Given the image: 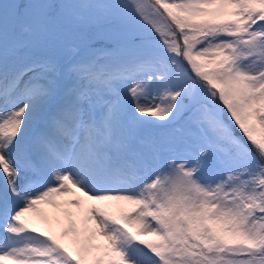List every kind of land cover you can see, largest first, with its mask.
Instances as JSON below:
<instances>
[{"label": "rangeland", "instance_id": "1", "mask_svg": "<svg viewBox=\"0 0 264 264\" xmlns=\"http://www.w3.org/2000/svg\"><path fill=\"white\" fill-rule=\"evenodd\" d=\"M90 1L68 0L67 10L78 19L83 14L77 11ZM129 1L115 0V7L123 10ZM211 1L225 6L236 24L230 67L222 78L252 115L264 144V17L257 12L264 0ZM16 2L0 0V46L8 40ZM60 41L53 53L0 60V102H23L28 92L37 97L28 105L6 104L11 112L6 136H0V264H164L156 252L171 240L162 172L170 159L221 230L252 246L263 244L264 170L254 151L240 148L233 133L218 128L217 108L196 103L183 126L172 125L174 132L127 147L133 131L129 103L149 123L172 121L189 106L177 96L189 93L191 76L156 75L173 67L177 55L138 45L111 64L103 47L86 58L77 53L88 43ZM211 42L226 47L223 37ZM80 138L79 149L72 143ZM80 165L89 170L82 184ZM87 187L108 190L116 201L101 200Z\"/></svg>", "mask_w": 264, "mask_h": 264}, {"label": "trees", "instance_id": "2", "mask_svg": "<svg viewBox=\"0 0 264 264\" xmlns=\"http://www.w3.org/2000/svg\"><path fill=\"white\" fill-rule=\"evenodd\" d=\"M67 1L17 0L11 11L8 40L0 46V60L12 57L20 61L53 53L58 40L64 45L86 42L83 51L103 47L110 63L125 58L138 45L149 48L151 44V51L168 48L177 55V61L166 73L156 75L191 76L194 84L189 93L177 96L189 106L172 121L149 123L137 117L129 103L131 144L142 138L152 142L154 134L160 136L166 130L174 132L172 125L183 126L191 107L203 102L206 107L217 108L218 128L233 133L240 148L254 151L264 170L263 134L222 78L230 67L231 37L236 33L235 20L225 6H213L211 0H130L127 8L119 10L115 0H93L77 11L83 15L74 19ZM257 12L264 17V7ZM127 14L130 17L126 18ZM22 25H29L26 33L20 31ZM222 37L226 47L211 42ZM17 46L25 49L15 51ZM180 171L172 161H167L162 171L168 189L164 215L169 219L166 225L171 240L156 254L164 264H250L247 262L253 259L264 260V241L252 246L243 236L221 230L214 214L203 206ZM194 203L201 208L195 209ZM259 206L264 208V202Z\"/></svg>", "mask_w": 264, "mask_h": 264}, {"label": "bare ground", "instance_id": "3", "mask_svg": "<svg viewBox=\"0 0 264 264\" xmlns=\"http://www.w3.org/2000/svg\"><path fill=\"white\" fill-rule=\"evenodd\" d=\"M27 91V90H26ZM36 91V90H35ZM39 94V93H38ZM37 95V94H36ZM1 96H3V95H1ZM29 99H31L32 100V102H34V103H36L37 102V97H33V96H31V95H29V92L27 93V99L25 100V101H23V102H19V101H11V103H9L10 101L9 100H5L4 101V99H3V101H1L0 103H2V102H4L3 104H0V136L2 135V134H4L5 135V132L7 131V126H8V113L9 112H11V110L9 109V107L7 106V105H13V104H15L16 106H21V104H26V105H28V102H30V100ZM1 100V99H0ZM9 101V102H8ZM7 104V105H6ZM16 106H15V108H16ZM37 108V107H36ZM13 112V111H12ZM21 114V113H20ZM32 116V115H31ZM15 118V117H14ZM28 118V117H27ZM6 136V135H5ZM76 139V138H75ZM5 140H7V139H5ZM75 141H77V142H73L72 143V145H74V146H80V144H81V142H82V138H80V139H78V140H75ZM83 141H84V139H83ZM3 142V141H2ZM11 142V141H10ZM8 143V142H7ZM8 145V144H7ZM83 146V145H82ZM9 147L7 146V147H5L4 148V154L5 153H7V156H6V158H7V163H8V165L9 166H11V164H12V160H11V156H9V149H8ZM79 149H80V147H78ZM12 149V148H11ZM78 150V149H77ZM77 152V151H76ZM80 151L78 150V152H77V155L79 156V153ZM74 153H75V150H74ZM76 155V156H77ZM81 155H83L82 153H81ZM75 156V157H76ZM79 158V157H78ZM74 159V158H73ZM76 159V158H75ZM75 161V160H74ZM78 162V161H77ZM83 162H85V161H83ZM79 163V162H78ZM75 165H76V163H75ZM82 165V164H81ZM80 165V166H81ZM80 168V167H79ZM1 169V168H0ZM89 169V168H88ZM89 172V170H87V167L84 165V166H81V173H80V175H77V181L79 182V183H85L86 182V180L88 179L87 178V173ZM91 174V173H90ZM86 179V180H85ZM91 179V178H90ZM81 184H79L80 185V190H82L84 193L86 192L85 191V188H83V187H81V186H83V185H81ZM94 184V183H93ZM85 186V185H84ZM115 186V185H114ZM86 190H88V191H92V192H95L96 194H97V196L102 200L103 198H106L107 199V201H111L112 199H114V195L111 193V192H108V190L107 191H102V190H98V189H95V188H86ZM29 191V190H28ZM125 191V190H124ZM129 191V190H128ZM115 192V191H114ZM31 193V192H30ZM119 193V192H118ZM86 195H87V193H86ZM37 196H38V193L37 192H34L33 191V194H32V197H34L35 199L37 198ZM93 197V196H92ZM91 197V198H92ZM95 197V196H94ZM97 197V198H98ZM99 198H98V200H99ZM115 200V199H114ZM34 201V200H33ZM103 201H105V200H103ZM116 201V200H115ZM101 202V201H100ZM34 204V203H33ZM42 204V203H41ZM98 204H101V203H98ZM35 205V204H34ZM95 205V204H94ZM40 206V205H39ZM41 208V207H40ZM39 208V209H40ZM38 209V210H39ZM98 209V208H97ZM30 211H31V208L30 207H28V213H30ZM25 214V211H23V215ZM37 218V217H36ZM30 219V218H29ZM42 219V218H41ZM34 220V219H33ZM19 247H20V245H19ZM22 248V247H21ZM5 251V250H4ZM20 251H22V250H20ZM11 251L8 249V250H6V253L8 254V253H10ZM13 253H15V251L13 252Z\"/></svg>", "mask_w": 264, "mask_h": 264}]
</instances>
